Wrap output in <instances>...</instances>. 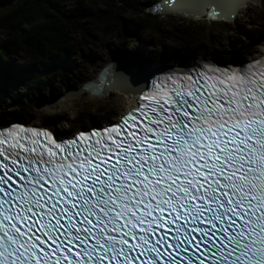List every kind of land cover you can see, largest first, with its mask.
Instances as JSON below:
<instances>
[{
	"label": "snow or ice",
	"instance_id": "snow-or-ice-1",
	"mask_svg": "<svg viewBox=\"0 0 264 264\" xmlns=\"http://www.w3.org/2000/svg\"><path fill=\"white\" fill-rule=\"evenodd\" d=\"M111 75L93 90L129 91ZM148 75L137 107L72 138L0 122V264H264V57Z\"/></svg>",
	"mask_w": 264,
	"mask_h": 264
},
{
	"label": "rangeland",
	"instance_id": "rangeland-1",
	"mask_svg": "<svg viewBox=\"0 0 264 264\" xmlns=\"http://www.w3.org/2000/svg\"><path fill=\"white\" fill-rule=\"evenodd\" d=\"M30 1L25 0L24 3H29ZM151 1L136 0L135 4L137 5L136 8H138L125 12L122 16L129 18L134 17L135 14L139 16L142 6ZM21 2L23 0H16L10 5L0 7V15L10 11L13 5ZM57 6L61 13L68 17V20L71 21V24L75 28L84 29L82 31H84L85 38H81L80 34L75 36L76 44L72 49V62L75 65V70L67 76L64 74L51 81L52 91L55 92L65 91L68 87L76 88L80 86L84 81L94 78L105 63L113 59L120 60L121 58H125L131 65L140 64L144 67L151 68L160 64L162 61L174 63L183 58L191 61L202 55H209V58L211 55H214L212 58L215 62H220L225 65L234 63L242 66L246 62H250L253 54L260 48V44L264 42V37L262 36V32L264 31V0H256L253 4L242 9L240 7L235 18L229 21H206L203 16L193 20L179 14L150 15L149 21L144 23H147L150 29L159 28L167 31L160 36H156L151 30L141 28L138 21V25L133 30H130L125 37H120L116 31H113L111 34H106L100 29L101 26L96 24L95 20L92 21V25L87 26L85 24L87 21L83 18V14L91 13V11L94 12L97 6L89 7L84 0H60ZM47 15L50 16L51 12H48ZM112 21L116 22L115 19H112ZM170 25L180 30L183 28L189 29L195 35L193 41L195 42L197 40L196 43L201 44L207 51L199 54L195 58L179 56L173 59L171 47L174 45L177 46L178 43H175L167 35ZM209 31H213L214 34L213 37L207 39L202 32ZM216 35H219V37L217 38ZM7 37V33L0 31V39ZM248 39L254 41L251 51L252 55L245 60L230 57L229 53L232 51L230 43L235 41L246 44ZM161 45L165 46L164 50ZM163 51L166 54H163ZM12 60L18 64H24L31 61L32 58L26 52L20 51L12 57ZM20 80L21 84L16 82L15 84L17 86L10 91L0 92V113L3 112V116L0 115V117L8 118L5 121H20L26 124L46 125L56 133L62 136H68L80 129L94 125L100 126L114 121L127 109V107L120 103L118 93L114 90H109L108 94L104 97L83 92L76 98L58 102L46 109H40V107L45 101L52 99L53 95L48 90H35L28 93V98L24 103L18 104L17 99L21 96L25 89L24 85L26 84V81L23 79ZM16 106L20 107L16 108ZM89 109H91V114L95 121H102L97 124H87L84 128L75 127L76 120L74 118L76 116L79 118L82 117Z\"/></svg>",
	"mask_w": 264,
	"mask_h": 264
},
{
	"label": "trees",
	"instance_id": "trees-1",
	"mask_svg": "<svg viewBox=\"0 0 264 264\" xmlns=\"http://www.w3.org/2000/svg\"><path fill=\"white\" fill-rule=\"evenodd\" d=\"M84 1L89 7L97 6L94 12L83 14V18L87 21L85 24L87 26L92 25V21L95 20L96 24L100 25V29L106 34L116 31L120 37H125L138 24L144 30L153 31L156 36L167 32L159 28L150 29L147 23H144L149 21L151 15L145 13L144 8L155 0L144 4L139 16L135 14L132 18L123 17L122 15L138 8H136V0ZM24 2L25 0L21 3H16L10 8V11L0 15V31L8 34L7 38L0 39V78L14 84L16 82L20 83V79L26 81L25 89L22 92L23 95L21 94L19 99H17L18 104L25 102L30 91L48 90L53 97L63 94L64 90L52 91L51 81L64 74L67 76L75 70V65L72 62V49L76 44L75 36L80 34L81 38H85L84 31H82L83 28H75L71 21L68 20V17L64 16L58 9L57 3L60 0H31L29 3ZM48 12H51L50 16L47 15ZM112 19H115L116 22H113ZM176 29L175 26L170 25L167 33L175 43H178L177 46L172 45L173 47H171L173 59L179 56L195 58L207 51L201 44L196 43L197 40L193 41L195 35L189 29ZM202 34L209 39L213 37L214 32H202ZM216 36L217 38L219 37V35ZM262 36L264 37V31ZM253 42L248 39L246 44L235 41L230 43L232 49L229 53L230 57L240 60L249 58L252 55ZM161 47L164 50L165 46L161 45ZM20 51L29 54L32 60L24 64H18L13 61L12 57ZM163 54H166L165 51H163ZM18 107L20 106H16V108ZM0 115L3 116V112ZM13 116L16 117L15 115ZM6 119L8 118L0 117L1 122ZM74 119L76 120L75 127L78 128H84L87 124H97L102 121L94 120L91 109L87 110L82 117L76 116Z\"/></svg>",
	"mask_w": 264,
	"mask_h": 264
},
{
	"label": "water",
	"instance_id": "water-1",
	"mask_svg": "<svg viewBox=\"0 0 264 264\" xmlns=\"http://www.w3.org/2000/svg\"><path fill=\"white\" fill-rule=\"evenodd\" d=\"M16 0H0V7H4L7 5L12 4L13 2H15ZM195 2V4H192V2ZM245 1L247 0H239V4L238 6L235 8L234 12L229 16V17H224L221 16V14L219 12H216L215 8H213V12H215V15H209V4H216V3H220L222 4L224 3H229L230 6L231 4L235 3L236 0H203L201 2L197 1V0H162V4L160 5L161 8L156 11H150L149 9H144L145 13H158V12H177L183 15H190V16H198L201 17L203 16L205 19L207 20H223V21H229V20H233L236 16V13L239 9V7L245 3ZM167 4L169 7H167V10H165V7H163V5ZM175 4V7H171L170 5ZM230 7L225 8V12H227L229 10ZM219 65V64H217ZM222 66H226L225 64H221ZM115 67H121L123 69H125V73H127L129 75V79L131 81H133L135 79L139 80V86L135 89V91L137 89H143L146 87L147 84V80H148V74H141V75H133L132 71L130 69H128L127 64L121 60H117V59H113V60H109L107 63H105V65L98 71V73L96 74V76L92 79L86 80L84 81L78 88H72V87H68L63 94L54 97L50 100L45 101L40 109H46L49 108L50 106L58 103V102H62L65 101L67 99H71V98H76L79 95H81L83 92H87L91 95L94 96H98V97H104L108 94L109 89H116L117 91L124 93L125 91H122L120 89V87L118 86H108L107 90H106V94H99L96 91L93 90L92 86L99 80H101L106 73L109 72V69H113ZM138 76V77H136ZM134 77V79H133ZM129 88V87H128ZM137 92V91H136ZM1 122V121H0ZM5 122H12V121H5Z\"/></svg>",
	"mask_w": 264,
	"mask_h": 264
},
{
	"label": "bare ground",
	"instance_id": "bare-ground-1",
	"mask_svg": "<svg viewBox=\"0 0 264 264\" xmlns=\"http://www.w3.org/2000/svg\"><path fill=\"white\" fill-rule=\"evenodd\" d=\"M197 1L201 2L203 0H197ZM255 1L256 0H247L240 7L242 9L244 7H247L248 5L253 4V2H255ZM222 5L224 6V10H225V8L230 7L229 3L223 2ZM168 14H179L183 17L191 18L193 20L200 18L198 16L183 15V14H180L177 12H170ZM213 56L214 55H211L209 58V55H202V56L198 57L197 59H194L191 61L183 58V59H180L174 63H167V62L162 61V62H160V64L155 65L151 68L144 67L140 64L131 65L130 62H128L125 58H121L120 60L127 64L128 69H130L132 71L133 75H141L142 73L148 74L149 72H151L152 74L153 73H166V72L168 73L169 71H175L177 73H180V72H184L186 70H194V69L200 67L202 64H205V63L219 64L220 65V62L213 61V58H212ZM262 57H264V42L262 44H260V48L255 52V54H253L249 63H251L253 61H258ZM230 65H232V66H230ZM230 65H227V66L234 67V66H238L239 64L236 65V64L232 63ZM246 65H247V62H246ZM134 69H139V70L137 71ZM112 73H115L117 76L123 75L125 77V79L128 81L129 91H125L124 93H121V92L117 91L116 89H109V90H114L115 92L118 93L120 103L122 105H124L125 107H127V109L134 107L135 103H136V99L138 97V93L135 91V89L139 86V80L135 81V79L133 77L134 80L131 81L129 79V75L127 73H125V69H123L121 67H115V68L111 69L108 73H106V75L102 79H113V77L111 75ZM136 77H138V76H136ZM24 124L25 125H31V126H40V124L39 125L26 124V123H24ZM47 127H49V126H47Z\"/></svg>",
	"mask_w": 264,
	"mask_h": 264
}]
</instances>
